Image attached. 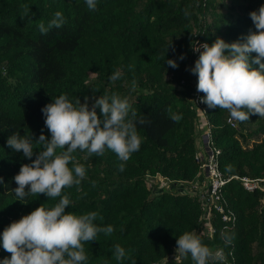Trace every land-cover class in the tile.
<instances>
[{
	"label": "trees",
	"instance_id": "obj_1",
	"mask_svg": "<svg viewBox=\"0 0 264 264\" xmlns=\"http://www.w3.org/2000/svg\"><path fill=\"white\" fill-rule=\"evenodd\" d=\"M262 4L264 0H96L92 11L85 0H0V233L41 204L57 202L43 194L16 200L13 177L31 160L8 147V137L19 132L35 140L42 131L50 137L41 109L60 94L83 103L85 97L117 93L148 123L137 125L142 143L123 171L110 150L91 157L74 153L86 177L79 186L64 189L72 201L66 211H95L97 226L114 228L111 235L99 233L97 241L85 243L86 264H193L190 256H174L176 239L185 232H195L213 250L223 249L226 264H264V193L246 192L237 180L223 186L221 200L236 219L228 227L213 208L203 218L206 209L198 193L177 188L202 179L194 160L192 45L217 38L232 43L255 31L249 13ZM23 5L30 11L21 19ZM57 11L65 23L41 34L38 25L47 27ZM181 54L185 59H178ZM168 59L178 67H170ZM117 70L122 77L113 82L109 77ZM204 107L221 175L264 177V118L250 115L249 121L257 120L254 130L245 129L244 122L231 127L227 111ZM176 115L178 121L172 119ZM156 178L172 188L151 192L148 180ZM205 223L208 234L202 233ZM223 231L233 237L230 245L221 239ZM117 244L126 252L121 261L113 256ZM5 257L10 253L0 247V259Z\"/></svg>",
	"mask_w": 264,
	"mask_h": 264
},
{
	"label": "clouds",
	"instance_id": "obj_2",
	"mask_svg": "<svg viewBox=\"0 0 264 264\" xmlns=\"http://www.w3.org/2000/svg\"><path fill=\"white\" fill-rule=\"evenodd\" d=\"M85 3L89 10H96V0H85ZM22 7L21 19H24L30 9L27 5ZM185 15H188L187 10ZM249 16L255 31L250 29L239 40L226 43L217 38L211 44L196 42L192 45V51L199 55L188 70L197 77L196 90L203 93L200 102L209 109L227 111L230 123L249 121L250 115L264 118V4ZM64 23L63 14L57 11L47 27L42 22L38 27L41 34H47ZM172 51L175 52L174 46ZM178 59H185L184 54ZM166 62L173 69L178 67L175 60ZM121 77L122 72L117 70L109 79L115 82ZM41 111L50 137L42 131L34 140L32 134L25 136L13 132L6 141L13 151L22 152L31 160V163L22 164L13 177L17 187L12 191L20 201L43 194L57 202L48 207L41 204L3 229L0 247L10 253V257L0 259V264H86L85 243L97 241L99 233L111 235L114 228L112 225L97 226L94 221L98 213L95 211L81 215L66 211L72 201L64 194V189L79 186L86 177L85 166L78 162L74 153L79 151L91 157L110 150L121 162L118 168L123 171L125 163L139 151L142 143L137 125H145L148 121L143 116L138 117L128 98H121L117 93L85 97L83 103L79 98L70 100L66 94H60ZM180 118L178 115L172 117L174 121ZM0 183H3L2 177ZM81 190L77 187V191ZM221 239L227 246L233 237L223 231ZM175 252L183 258L190 256L193 264H226L223 249L213 250L206 246L195 232L180 235L176 239ZM113 256L117 261L123 260L125 249L115 245Z\"/></svg>",
	"mask_w": 264,
	"mask_h": 264
},
{
	"label": "built area",
	"instance_id": "obj_3",
	"mask_svg": "<svg viewBox=\"0 0 264 264\" xmlns=\"http://www.w3.org/2000/svg\"><path fill=\"white\" fill-rule=\"evenodd\" d=\"M196 43V42H195ZM205 43V42H200ZM194 45V44H193ZM192 60L193 66L195 60L198 58L199 53L193 52ZM196 81L194 82L195 89L191 94L190 102L192 103L193 108L197 113V118L200 121L201 119V128L203 129L202 140L204 142V154L199 157V154H195L194 160L199 165L202 179H196L195 187L196 189H201L199 200L203 204V207L209 211L210 208H213L217 214L220 215L221 221L224 223H229L228 227H232L235 223V215L227 208L226 203L221 200L220 192L221 188L225 186L230 180L239 181L241 187L246 192H253L259 190L264 193V177L262 178H249L247 176L238 177L230 176L223 177L218 169V155L219 150L214 148L211 145L210 138V128L205 117V107L204 104L200 102L201 93L196 90ZM201 118V119H200ZM231 127H235V122H229ZM199 177V176H198ZM193 192V189H192ZM194 193V192H193ZM230 254V253H229Z\"/></svg>",
	"mask_w": 264,
	"mask_h": 264
},
{
	"label": "rangeland",
	"instance_id": "obj_4",
	"mask_svg": "<svg viewBox=\"0 0 264 264\" xmlns=\"http://www.w3.org/2000/svg\"><path fill=\"white\" fill-rule=\"evenodd\" d=\"M201 120L198 121V123H197V125L199 127V131L197 132V134L195 136V140L198 138V141L201 138L200 134L203 133V129L200 127V124H202ZM235 123H236V126H237V122H235ZM256 126H257V120L246 121V122L243 123V127L245 129H248V130H254L256 128ZM258 140H260V136L254 138V141H258ZM199 145H200V143L198 142V146L196 145V148L198 149V151L196 153L199 154V157L201 158V156H203V153H202L203 151H202V147L199 146ZM171 185H172L171 183H165L164 181H162L159 178H156L155 180H148V188L153 193H158L161 190L162 191L166 190V188H172ZM195 185H196L195 182L194 183L192 182L190 184H181L177 188H178L179 192H188L189 191V193H191L190 191H192V189H193V192L198 193L199 198H200L201 194H200L199 191H201V189L194 188ZM207 216H208V210L206 209V212H205L203 218H207ZM202 233L203 234H206V233L208 234L209 233V224L208 223L204 224ZM176 255H177V253L175 252L174 256H176Z\"/></svg>",
	"mask_w": 264,
	"mask_h": 264
},
{
	"label": "crops",
	"instance_id": "obj_5",
	"mask_svg": "<svg viewBox=\"0 0 264 264\" xmlns=\"http://www.w3.org/2000/svg\"><path fill=\"white\" fill-rule=\"evenodd\" d=\"M200 127H201V124H200ZM199 131V127H197V132ZM201 134H203V133H201ZM200 134V135H201ZM197 141H196V145L198 146V142L200 143V145L199 146H201L202 147V151H203V142H202V140H201V138L199 139V141H198V139H196Z\"/></svg>",
	"mask_w": 264,
	"mask_h": 264
}]
</instances>
